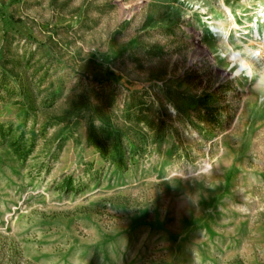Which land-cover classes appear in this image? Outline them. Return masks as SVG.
<instances>
[{"label":"rangeland","instance_id":"rangeland-1","mask_svg":"<svg viewBox=\"0 0 264 264\" xmlns=\"http://www.w3.org/2000/svg\"><path fill=\"white\" fill-rule=\"evenodd\" d=\"M262 12L264 0H0V264H264ZM167 80L206 105L180 114ZM79 96L115 125L140 96L167 135L112 167L85 144L87 114L76 130L47 126Z\"/></svg>","mask_w":264,"mask_h":264},{"label":"trees","instance_id":"trees-1","mask_svg":"<svg viewBox=\"0 0 264 264\" xmlns=\"http://www.w3.org/2000/svg\"><path fill=\"white\" fill-rule=\"evenodd\" d=\"M10 60L5 59L3 65L7 66ZM175 80H167L163 83L166 96L172 101L173 107L180 114L185 113L190 107L205 106L203 98L190 97L174 89ZM49 88L45 89L47 92ZM28 93H27V92ZM25 96L29 95V88L25 90ZM56 97L53 95L49 102H45V108L51 109L55 105ZM47 101V100H46ZM30 103L33 101L30 99ZM22 107V106H21ZM152 103H147L140 96H132L125 113L117 119V125L110 121L102 111L93 112L90 102L84 97H77L65 101L64 109L60 114L50 117L47 126L65 125L67 128L78 129L87 114L85 122V144L112 167L122 166L124 155L139 156L144 148L151 147L157 142H162L167 135L168 126L154 115ZM18 153L17 147L14 148ZM63 187L72 192L71 182L64 183Z\"/></svg>","mask_w":264,"mask_h":264},{"label":"built area","instance_id":"built-area-1","mask_svg":"<svg viewBox=\"0 0 264 264\" xmlns=\"http://www.w3.org/2000/svg\"><path fill=\"white\" fill-rule=\"evenodd\" d=\"M243 35H247V33L243 32ZM251 45L254 47V51L251 50V55L259 60L258 65H261L264 62V36H261L259 31H257V38L252 36Z\"/></svg>","mask_w":264,"mask_h":264},{"label":"bare ground","instance_id":"bare-ground-1","mask_svg":"<svg viewBox=\"0 0 264 264\" xmlns=\"http://www.w3.org/2000/svg\"><path fill=\"white\" fill-rule=\"evenodd\" d=\"M261 16V19H262V21H264V12H262L261 14H260ZM255 35H257V31H256V33H255ZM224 40H225V44H226V46L229 48V49H232V46H230L229 45V42H228V40H229V38L227 37V36H225L224 37ZM231 58H232V60L234 61V62H236V63H239V65H240V70L239 71H241L242 69H245L246 68V59L245 58H243V56H241V54L239 53V52H235L234 54H232V56H231ZM250 62V61H249ZM248 67H249V69H251V70H249V73L250 74H253L252 73V66H251V63H249V65H248ZM247 67V68H248ZM238 71V72H239ZM263 81V78L260 80V82H262Z\"/></svg>","mask_w":264,"mask_h":264}]
</instances>
